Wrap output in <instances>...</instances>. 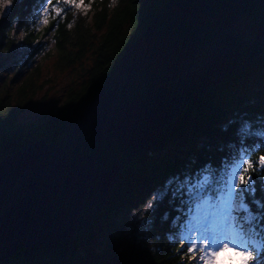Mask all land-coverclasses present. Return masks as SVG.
Listing matches in <instances>:
<instances>
[{"label": "trees", "instance_id": "obj_1", "mask_svg": "<svg viewBox=\"0 0 264 264\" xmlns=\"http://www.w3.org/2000/svg\"><path fill=\"white\" fill-rule=\"evenodd\" d=\"M163 1L94 0L87 14L68 8L63 19L41 31L44 26L38 21L46 0H14L0 14V158L39 137L48 141L61 137ZM14 44L23 47L15 56ZM51 52L57 69L78 62L85 77L65 91L54 110L21 120L23 108L44 85V80L38 81L41 61ZM86 55L89 63L84 66L81 58ZM244 147L250 148L247 156L240 151ZM260 153H264V53L249 68L188 102L164 127L162 138L122 168L100 212L85 229L69 238L22 247L0 264H196L185 249L176 251L183 243L177 236L187 210L180 211L179 183L182 188L190 174H203L204 168L218 176L242 157L255 159ZM253 175L255 194L251 187L246 190L248 207L238 210L237 218L242 215L244 232L259 242L264 241V171ZM149 192L157 197L155 208L146 214L152 223L129 221L124 209Z\"/></svg>", "mask_w": 264, "mask_h": 264}, {"label": "water", "instance_id": "obj_2", "mask_svg": "<svg viewBox=\"0 0 264 264\" xmlns=\"http://www.w3.org/2000/svg\"><path fill=\"white\" fill-rule=\"evenodd\" d=\"M264 52V0H164L57 140L0 158V261L69 238L184 106Z\"/></svg>", "mask_w": 264, "mask_h": 264}, {"label": "snow or ice", "instance_id": "obj_3", "mask_svg": "<svg viewBox=\"0 0 264 264\" xmlns=\"http://www.w3.org/2000/svg\"><path fill=\"white\" fill-rule=\"evenodd\" d=\"M93 2L94 0H46L41 12L40 23L44 26L41 31L57 18L63 19L68 8L87 14ZM13 3L14 0H0V14L6 12ZM68 27L71 28L72 25L69 24ZM3 52L8 54L9 50L4 49ZM242 150L247 156L250 148L244 147ZM259 171H264V153H260L255 159H241L240 164L232 168L227 175H214L210 168H204L203 175L199 171L190 174L185 185L187 191L185 192L184 187L181 188V192L188 196L189 200L185 201L187 219L180 238L183 243H180L176 251L185 249L192 254V260H196V254L202 252L199 259L204 264H211L221 249H231L237 253L250 254L248 264H264V241L258 242L252 238L251 232L245 233L242 228L237 230L233 216L237 207L247 209L248 205L244 202L245 193L251 187L252 195L255 194L256 177L253 173ZM261 183L264 184V178H261ZM156 201L157 197L149 192L140 201L128 204L124 213L129 221L148 225L152 221L146 214L155 208Z\"/></svg>", "mask_w": 264, "mask_h": 264}, {"label": "rangeland", "instance_id": "obj_4", "mask_svg": "<svg viewBox=\"0 0 264 264\" xmlns=\"http://www.w3.org/2000/svg\"><path fill=\"white\" fill-rule=\"evenodd\" d=\"M13 48L14 51L12 54L14 56L16 54H19V52L23 50V47H19L17 44H14ZM54 60H55L54 52H51L45 58L44 61H41L42 64L41 74L38 81L40 82V80H44L43 81L44 85L42 84V86L33 94V96L30 98V100L23 108L21 115L19 116L21 120L33 119L42 113H46L49 112L50 110H54L62 102L65 91L68 90L69 88H75L78 85L79 80H82L85 77L86 71L80 73L83 70L82 68L84 67H81L79 69V67L76 65L78 62H75L71 64V66L63 69L61 68L57 69V67L54 66ZM81 62L84 63V66L87 65L89 63V55H86V59L81 58ZM254 62L252 64H254ZM252 64L248 65L246 68L242 70L249 68ZM223 79H221L220 81H222ZM154 145H152L151 147H153ZM151 147H149V149ZM144 151H148V148L145 149ZM183 232H181V236L183 235ZM202 254H203L202 252H198L196 254L198 257L195 260L196 264H204V262L199 259V256ZM226 255H232L234 257L236 264H239L238 258H235L238 256V253L237 252L233 253L231 249L228 250L221 249L218 252V256L215 258L217 264H219V262Z\"/></svg>", "mask_w": 264, "mask_h": 264}, {"label": "clouds", "instance_id": "obj_5", "mask_svg": "<svg viewBox=\"0 0 264 264\" xmlns=\"http://www.w3.org/2000/svg\"><path fill=\"white\" fill-rule=\"evenodd\" d=\"M233 253L237 252L236 250H232ZM238 258L239 264H248L249 260L251 259L250 254L248 253H238V256L235 257ZM211 264H217V261L213 259L211 261ZM219 264H236L234 257L232 255H226Z\"/></svg>", "mask_w": 264, "mask_h": 264}, {"label": "bare ground", "instance_id": "obj_6", "mask_svg": "<svg viewBox=\"0 0 264 264\" xmlns=\"http://www.w3.org/2000/svg\"><path fill=\"white\" fill-rule=\"evenodd\" d=\"M238 71H241V70H238ZM238 71H235L234 73L238 72ZM231 75V74H230ZM216 84V83H215Z\"/></svg>", "mask_w": 264, "mask_h": 264}]
</instances>
